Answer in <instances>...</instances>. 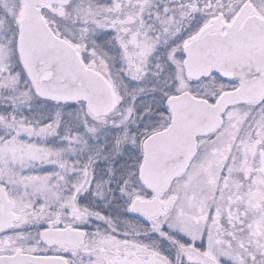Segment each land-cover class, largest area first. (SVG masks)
Wrapping results in <instances>:
<instances>
[{
  "label": "snow or ice",
  "instance_id": "snow-or-ice-1",
  "mask_svg": "<svg viewBox=\"0 0 264 264\" xmlns=\"http://www.w3.org/2000/svg\"><path fill=\"white\" fill-rule=\"evenodd\" d=\"M0 264H264V0H0Z\"/></svg>",
  "mask_w": 264,
  "mask_h": 264
}]
</instances>
